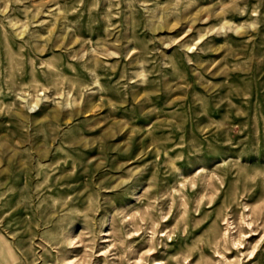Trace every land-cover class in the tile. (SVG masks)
<instances>
[{
	"label": "rangeland",
	"instance_id": "374dc122",
	"mask_svg": "<svg viewBox=\"0 0 264 264\" xmlns=\"http://www.w3.org/2000/svg\"><path fill=\"white\" fill-rule=\"evenodd\" d=\"M0 264H264V0H0Z\"/></svg>",
	"mask_w": 264,
	"mask_h": 264
},
{
	"label": "bare ground",
	"instance_id": "6f19581e",
	"mask_svg": "<svg viewBox=\"0 0 264 264\" xmlns=\"http://www.w3.org/2000/svg\"><path fill=\"white\" fill-rule=\"evenodd\" d=\"M236 244V243H235Z\"/></svg>",
	"mask_w": 264,
	"mask_h": 264
}]
</instances>
